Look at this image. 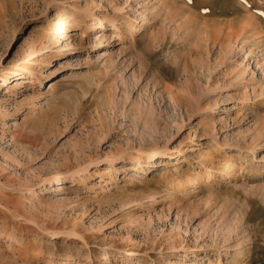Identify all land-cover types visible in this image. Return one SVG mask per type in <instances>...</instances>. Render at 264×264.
I'll use <instances>...</instances> for the list:
<instances>
[{
	"label": "rangeland",
	"instance_id": "374dc122",
	"mask_svg": "<svg viewBox=\"0 0 264 264\" xmlns=\"http://www.w3.org/2000/svg\"><path fill=\"white\" fill-rule=\"evenodd\" d=\"M0 240V264H264V0H0Z\"/></svg>",
	"mask_w": 264,
	"mask_h": 264
},
{
	"label": "bare ground",
	"instance_id": "6f19581e",
	"mask_svg": "<svg viewBox=\"0 0 264 264\" xmlns=\"http://www.w3.org/2000/svg\"><path fill=\"white\" fill-rule=\"evenodd\" d=\"M97 24H99V26L98 25H96V24H94V25H92V27H90V31H94V30H98V29H101L103 26H105V24L106 23H104V21H102V20H100V21H98V23ZM219 25V24H218ZM217 25V26H218ZM223 25V24H222ZM231 25V24H230ZM255 25V24H254ZM259 25V24H258ZM233 26V25H232ZM257 26V25H256ZM255 26V27H256ZM236 27H238V26H236ZM137 28H138V30H137V32H140V30H142V28L143 27H141V25H138L137 26ZM254 28V27H253ZM244 29V28H243ZM246 29V28H245ZM261 29V28H260ZM262 30V29H261ZM241 31V30H240ZM247 31V30H246ZM220 32V31H219ZM244 32V30H242V32L241 33H243ZM259 32V31H258ZM248 33V32H247ZM246 34V33H245ZM238 35V34H237ZM250 36V35H249ZM247 37V36H246ZM238 39V38H237ZM109 43L110 42H108V44L106 45V46H109ZM55 60H57V59H55ZM50 64H48L47 66H49ZM18 74H21V73H15V74H13V75H11L10 77H9V79H7V80H5L4 82H3V84H2V86L3 87H7L8 85H9V83L11 82L10 80H11V78L12 77H15V76H17ZM40 78H39V80H40V83H39V86H42L43 85V83H44V77H45V73L42 71L41 73H40ZM37 104L36 103H33V104H31L30 105V107L31 108H37ZM40 106V105H39ZM38 106V107H39ZM18 114H22V111H19L18 112ZM185 149H187V145H186V147H185ZM181 154H184V152H181ZM219 160H221V157H220V155L218 156H213V157H210V159L209 160H207V161H205L204 162V164H206L205 166L206 167H208L209 166V170H211V171H217V172H219V170H221L222 169V166L220 165V163H218V161ZM188 162V161H187ZM207 162V163H206ZM207 164H208V166H207ZM160 166H162L161 165V163H158V162H154V167H160ZM235 164L233 163V161H231L230 159H226V162H225V164H224V169H223V171H221V174L223 175V177H222V179H228V178H230L231 176H232V174H233V172H234V170H235ZM211 171H210V173L208 174H206V175H196V176H194V177H192V178H190V176H189V178L187 179V181H185V182H183V183H181V181H176V183L178 184V186H180V184L182 185V186H184L183 188H184V190H191V189H194V187H195V184H198L199 182H200V179L203 177V178H207V180L208 181H210V180H212L213 178H212V173H211ZM205 174V173H204ZM42 195H44V189H39V190H35V191H33V196H36V197H39V196H42ZM169 197H171V196H169ZM169 199L165 196V197H161L160 199H157V200H155V205H157V204H163L164 202H167ZM169 202V201H168ZM154 204V203H153ZM143 205V204H142ZM141 204H139V202H136V204H135V206H138L137 208H140L141 206H142ZM136 208V209H137ZM0 242H1V240H0Z\"/></svg>",
	"mask_w": 264,
	"mask_h": 264
}]
</instances>
